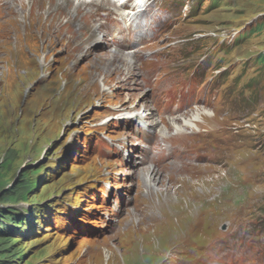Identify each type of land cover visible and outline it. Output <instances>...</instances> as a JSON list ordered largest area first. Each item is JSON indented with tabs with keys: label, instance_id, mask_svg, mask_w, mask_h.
<instances>
[{
	"label": "rangeland",
	"instance_id": "1",
	"mask_svg": "<svg viewBox=\"0 0 264 264\" xmlns=\"http://www.w3.org/2000/svg\"><path fill=\"white\" fill-rule=\"evenodd\" d=\"M26 1L0 0V264H264V0H158L159 34L132 46L143 87L121 86L125 68L105 83L122 62L85 17L70 25L91 53L44 47L42 26L64 1L29 0L23 25ZM142 94L165 117L171 105L188 116L196 99L215 115L197 126L204 135L189 129L177 143L170 128L157 147L129 118ZM162 141L215 158L177 168ZM146 152L166 163V186L152 191L129 163L147 166Z\"/></svg>",
	"mask_w": 264,
	"mask_h": 264
},
{
	"label": "bare ground",
	"instance_id": "2",
	"mask_svg": "<svg viewBox=\"0 0 264 264\" xmlns=\"http://www.w3.org/2000/svg\"><path fill=\"white\" fill-rule=\"evenodd\" d=\"M2 1H3V3H8L9 6H12V8L14 6H16V4H17L16 0H2ZM48 1H46V2H48ZM63 1H64V4L61 6V9H66V12H69L66 14V17H68V20L66 19L67 21H65V20H62V18H58L59 13H61V9H57L54 12H52L51 14H53L52 15L53 17L49 21H45L43 26H42V29L44 31H49L48 32L49 36L47 34H42V38L39 41V43L45 44L46 46H44V47L49 46L51 48L53 47V45L55 43H58V44L63 43V45L66 46V49L71 47L70 49H72V51L70 54H72L73 51H75V53H82V52L84 54L91 53L92 49H89V48L87 49L88 44L84 45V41H86V40H83L80 38V35L83 34L82 27H79L76 31H73L71 28V25H70V22L76 20L75 19L76 17H79V18L85 17L90 23L93 24L92 30H94V33L92 32V36L97 35V36L101 37L102 39L107 40V43H105V45L107 47L110 46L109 48H112V49H110L111 54L109 53L111 55V58L113 60H121V62H122V66H120V65L116 66L114 68V71H111L109 73L105 72L104 74H102L105 83H107L111 79H113L112 76L114 75V73H115V77L118 78L122 74V72H121L123 70L122 68H125L126 69L125 79L119 78L120 81H122L121 86L126 87L128 85V82L131 83V81L134 83L137 82V84L140 87L145 86L144 74L142 77H139L138 81L136 80V76L138 74H140V73L137 74V72H136L137 64L139 66L138 60H141L144 57L142 54L137 55L136 52H138L139 50L138 51L135 50L136 48L132 49L131 45H133L137 40L138 41L144 40L153 34V33L148 32V31L152 25H155V27H157L161 21V19H158V15H157L158 13L154 9L155 7L160 6V1L157 2V0H153L151 2H147V6L146 7L142 6L144 8V10L141 12H137L136 17L133 16L134 11L139 7V3H141L142 0H123V1L122 0H89V1H86V0H63ZM26 2H27L26 7H25V4L19 6V9H21L25 13L28 10V13L25 17L19 16L23 25L29 24V21H28V19L30 20L29 9L33 10V8L35 6V3H32V4H30V7H29V0ZM1 4H2V2H1ZM28 7H29V9H28ZM129 8H131V9L127 12L126 9H129ZM37 11H38V9H37ZM70 12L72 13V16L70 15ZM38 13H35L34 15L39 17ZM147 16H151L150 21H146L145 18ZM161 17H163V16H161ZM113 18L116 20H119L118 24L115 27V30L116 29L121 30L122 27L124 26L121 23L125 22L126 30H132L134 32V38L132 39L131 45L129 44V42H127V43L124 42L125 36H122L123 39H119L118 41L114 37H112L110 39L111 31H110V29H108V23H109V25H112L111 23H112ZM163 19L165 20L166 18L163 17ZM76 21H78V20H76ZM118 34H120V32ZM16 35H18V34H16ZM16 39L18 40V36H16ZM117 43H118V45H117ZM125 44H127L126 46H129L130 48L126 47ZM127 49H130V50H127ZM77 50L79 52H77ZM159 53H160V51L158 50L157 54H159ZM78 55L79 54H77V56H75V60L77 59ZM146 77H147V75H146ZM158 78H156V79H158ZM146 80H147V83L152 82L149 80L148 77L145 79V82H146ZM105 83L101 84L100 89H102L103 92H101V90H100V94L104 95V97L105 96L107 97V95L110 92V88H108L106 85H104ZM91 84H93V82H91V80H89L87 82V85L89 86ZM158 85L159 84L157 82V86ZM86 91L87 90L84 87L83 95L85 97L90 94L89 91H87V92ZM140 99L143 100L142 105L140 106V109L137 110V112H135V114H133V115L129 114V116H130L129 118H131V121H135V122L137 121L139 123V125H141V130H143L147 133H148V129L151 131L154 130L155 135H157V138H156L157 140L155 142L156 146L159 144L158 142L161 140L159 137H162L165 139L167 134L169 133L167 130H169L170 128H173V130H175L174 133L169 135L170 139L171 138H177L179 135H182L184 131L189 130V129H195V132L198 131L199 132L198 134L204 135L201 132V129H200L201 126H199V127H197V126L199 125V123L201 122L202 119H209L215 115L214 114L215 112L212 114V113H210V111L206 110L203 106H200V103H199L200 101L198 99H196L194 101V104H193L194 107L192 106L193 113H190L188 116H186L184 114L185 111L182 112L183 114L180 112V109H182V106L179 107L178 105H176V106L171 105V106L167 107L168 113L170 115H168V117L167 116L165 117L164 114L166 111L164 109L161 108L160 110H158V108L155 105L153 106V105L146 103V101L151 100V98L148 97V94L140 95ZM136 104L137 103H135V106H136ZM158 111H159V118H157L155 116V113ZM160 122L165 124V126L160 128V126H159ZM206 135L207 134H205V137H206ZM134 138L137 139V137H134ZM179 139L183 140L182 137H180V138L178 137L176 139L177 143L180 142ZM162 142H163L164 147L161 148L160 151L162 149L166 148V151L164 152V157H166L167 152H169L168 156L173 155V161H170V162L173 163V166L175 163H178L177 168L180 166L179 162H175L177 159L185 162V168L184 169H186L189 165H191V162L194 160L212 161L215 158V156H213L214 158L212 159V157L205 155L204 152H199V150H200L199 148L191 156H188V157L183 156V154H182L183 151L177 145L169 144V141H167V142L162 141ZM181 144H183V142ZM144 147H148V146L144 145ZM157 147H159V145ZM154 154L155 153H152V155L149 154L148 152L145 153L143 163L149 162L147 164V166L136 167V164L139 162L138 160H132L131 162H129L130 164L135 166L134 169H136V170L139 169L138 171L141 172V174L143 175V181L145 182L147 189L150 191H152L155 188L156 182H159L163 186H166L164 184L165 181L163 180V176H164L163 172L159 166L160 163L162 164L165 162L162 160V156L154 155ZM160 154H162V153H160ZM79 168H80V165H74L70 170V175L76 174L79 171ZM210 170H211V168L209 169V171ZM64 176L65 175H63L61 177V179H63ZM168 178L171 179L169 176H168ZM148 247H149V245H146V249Z\"/></svg>",
	"mask_w": 264,
	"mask_h": 264
}]
</instances>
